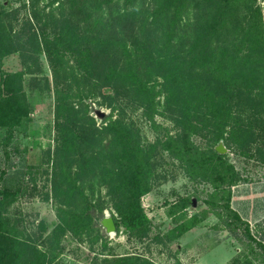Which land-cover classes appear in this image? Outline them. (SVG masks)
<instances>
[{
	"label": "rangeland",
	"instance_id": "obj_1",
	"mask_svg": "<svg viewBox=\"0 0 264 264\" xmlns=\"http://www.w3.org/2000/svg\"><path fill=\"white\" fill-rule=\"evenodd\" d=\"M88 1L76 0L73 7L69 0H0V15L16 47V51L2 62L0 79L2 72H23L24 92L31 107L30 119L17 127L10 142L5 143L8 129H0V187L6 185L19 193L7 207L5 217L18 238L28 245L26 258H36L41 263L44 258L38 254L43 253L45 264H109L103 263L104 260L126 256L133 257V264H264V106L252 108L248 94L234 100L235 106L229 111L232 114H228V127L222 128L223 139L218 145V132L211 116L207 115V108L198 119L200 129L192 136L195 144L205 151L222 145L223 153L240 172L243 179L232 188L231 204L248 224H228L227 212L223 209V197L227 194L201 172H194L188 162L163 147L161 139L167 134L177 135L181 128L175 122L174 107L166 102L163 78L157 74L146 76L157 90L155 124L139 103L130 102L129 97L121 101L124 120L140 130L142 143L152 157V191L143 197L151 219L150 230L146 234H132L124 227L113 233L107 231L101 220L107 215L114 219L118 213L110 187L104 186L98 176L86 174L78 181V189L70 188L64 181L58 188L54 187L56 173L63 179V165L57 169L53 165L57 145L56 85L47 54L29 35L35 31L39 37L42 33L53 34L64 15L71 12L82 21L83 27L88 26L92 31L102 26L95 21L114 23L120 13L136 8L139 9L137 27L130 40L135 42L137 49L152 45L157 53L175 51L185 55L199 20V0H191L172 33L174 13L157 11L156 0H112L103 2L98 12H93ZM80 2L86 3L85 6ZM238 4L236 21L233 24L235 17L230 19L224 28L226 41L242 33L246 26L244 19L257 9L264 27V0H240ZM251 19L255 23L258 21L256 31L261 28L257 13ZM251 46V41L237 46L242 51L239 62L244 50ZM121 52L118 48L120 59L124 56ZM131 52L135 53L132 49ZM70 64L72 66L73 62ZM236 71L234 69L235 74ZM233 80L238 91V84H243V80L238 77ZM69 82L74 93L86 91L88 94L93 89L78 83L71 75ZM229 97L231 100L232 96ZM85 100L88 113L100 127L104 117L112 111L115 117L119 115L120 110L100 103L104 100L102 96ZM75 101L79 108L84 104ZM222 121L225 122L223 118ZM218 123H222L221 120H216ZM17 144L22 149L20 154L13 150ZM6 151L12 152L10 159ZM71 164L64 161L65 166ZM75 167L73 165V169ZM182 197H190L191 203L182 207ZM86 202L97 207L100 222L94 227L93 223L89 226L88 221L73 217L74 213L84 210ZM195 216L196 224L182 231L181 227L188 226ZM64 219L70 224L64 223ZM248 228L254 239L247 236Z\"/></svg>",
	"mask_w": 264,
	"mask_h": 264
},
{
	"label": "trees",
	"instance_id": "obj_2",
	"mask_svg": "<svg viewBox=\"0 0 264 264\" xmlns=\"http://www.w3.org/2000/svg\"><path fill=\"white\" fill-rule=\"evenodd\" d=\"M92 1L88 2L93 12H98L103 2H112ZM156 1L157 11H173L172 33L191 0ZM239 1L199 0L196 33L185 55L175 51L157 53L152 45L137 49L135 42H131L139 14L136 8L120 13L114 23L95 21V24L102 26H96L92 31L88 26L83 27L82 21H78L75 13L71 12L68 16L64 15L53 34L42 33L39 37L35 31L29 35L31 41L47 54L56 85L57 145L53 165L56 169L63 165V179L58 178L57 173L54 175L55 188L64 181L70 188L78 189V181L86 174L98 176L104 186L110 187L112 198L115 199L118 215L114 221L117 230L124 227L132 234H146L150 230L151 219L147 215L143 197L152 191V157L142 143L140 130L124 120L121 101L129 97L130 102L139 103L155 124L153 112L157 90L146 76L157 74L163 78L166 102L169 107H174L175 122L181 128L177 135L167 134L161 139L163 147L188 162L194 172H201L216 184L217 189L221 188L227 194L226 198L223 197V209L227 212L228 224H248L231 204L232 188L243 179L240 172L223 152L217 148L202 150L192 137L200 129L197 122L206 108L218 132V145L223 139L220 134L222 128L228 127V114H232L229 111L235 106V99L248 94L252 108L264 106V27L261 25L260 11L257 9L244 19L247 27L243 26L241 34L231 41L223 37L225 25L239 11ZM69 2L73 6L76 0ZM83 2L80 3L85 6ZM254 13H257L261 26L257 31L258 21L255 23L251 19ZM91 15L89 13L90 18ZM232 21L234 24L236 17ZM168 39L170 42L171 37ZM250 41L251 48L244 50L239 62L238 56L242 51L237 46H244ZM118 48L125 57L120 59L117 56ZM15 51L16 47L0 15V66ZM234 69L238 70L236 74ZM23 75V72L1 74L0 129L9 131L5 143L14 138L17 127L30 119L31 107L26 100ZM70 75L78 83L82 82L93 89L88 94L86 91L74 93L69 82ZM235 76L243 80V84H238V91L237 85L233 86L236 83L233 82ZM91 96H102L104 100L100 103L120 110L119 115L115 117L112 111L104 117L102 127L98 126L96 119L88 113V103H84ZM229 96H232L231 100ZM75 100L84 103L83 106L77 107ZM216 120L222 123L217 125ZM13 150L15 154L22 152L20 144ZM6 155L10 159L12 152L6 151ZM64 161L72 164L65 166ZM18 194L9 186L0 187V264H45L46 255L43 253L38 254L44 258L41 263L36 258H26L28 245L18 238L5 217L7 207L16 200ZM82 195L85 197L84 193ZM206 202L211 204V201ZM190 203V197L181 198L182 207ZM96 208L94 203L86 202L84 210L74 213L73 217L88 221L89 226L93 223L94 227L100 222ZM195 219L198 220L197 216L190 220L188 226L181 227L182 231L192 228L196 224ZM64 223L70 224V221L64 219ZM246 234L254 239L249 228ZM132 260L133 257L126 256L115 260L105 259L103 263L133 264Z\"/></svg>",
	"mask_w": 264,
	"mask_h": 264
},
{
	"label": "water",
	"instance_id": "obj_3",
	"mask_svg": "<svg viewBox=\"0 0 264 264\" xmlns=\"http://www.w3.org/2000/svg\"><path fill=\"white\" fill-rule=\"evenodd\" d=\"M217 149L220 151V152H224V149H223V146H219L217 147ZM101 224L107 229L108 232L110 233H113L117 230V227H116V224H115V221L114 219L107 215L104 217V219L101 220Z\"/></svg>",
	"mask_w": 264,
	"mask_h": 264
}]
</instances>
